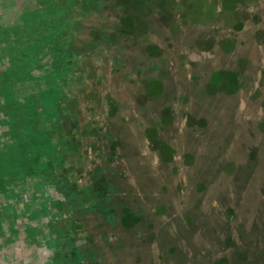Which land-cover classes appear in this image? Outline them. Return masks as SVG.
Listing matches in <instances>:
<instances>
[{"label":"rangeland","instance_id":"rangeland-1","mask_svg":"<svg viewBox=\"0 0 264 264\" xmlns=\"http://www.w3.org/2000/svg\"><path fill=\"white\" fill-rule=\"evenodd\" d=\"M96 5L58 116L0 110V264H264V0Z\"/></svg>","mask_w":264,"mask_h":264},{"label":"trees","instance_id":"trees-1","mask_svg":"<svg viewBox=\"0 0 264 264\" xmlns=\"http://www.w3.org/2000/svg\"><path fill=\"white\" fill-rule=\"evenodd\" d=\"M10 0L8 4L1 2L0 15V46L6 44L7 61L10 64L5 72L0 74V86L3 88L2 98L5 107L0 108L5 115L6 122L14 121L20 116L28 124L36 122H51L59 114V93L55 86L67 77L66 72L73 67L72 48H67V40L72 33L82 31L83 22L69 19L67 11L82 12L85 20L90 19V12L83 7H97V0ZM90 10V9H89ZM11 12L10 20H4V13ZM95 10L98 17V30L106 29L102 12ZM59 15V16H57ZM12 20V21H11ZM106 39H103V41ZM97 42L96 47H101ZM28 53V55H27ZM40 54L44 60H41ZM5 55V54H4ZM75 61V60H74ZM43 71V75L36 79L34 70ZM39 83L38 90L18 101L11 94V84L14 81H27L29 78ZM16 123L18 135L16 139L24 144L25 128ZM12 131V129L10 130ZM23 140V141H22ZM50 232L56 236L62 231L51 226ZM66 241L57 238L56 247ZM68 242V241H67ZM69 248L62 249L68 251Z\"/></svg>","mask_w":264,"mask_h":264}]
</instances>
